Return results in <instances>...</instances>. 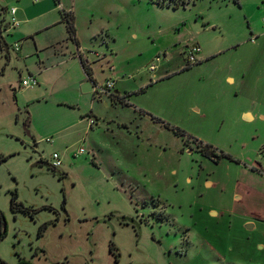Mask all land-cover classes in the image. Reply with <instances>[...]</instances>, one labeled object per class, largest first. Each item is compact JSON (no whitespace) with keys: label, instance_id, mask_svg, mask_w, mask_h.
Here are the masks:
<instances>
[{"label":"rangeland","instance_id":"rangeland-1","mask_svg":"<svg viewBox=\"0 0 264 264\" xmlns=\"http://www.w3.org/2000/svg\"><path fill=\"white\" fill-rule=\"evenodd\" d=\"M162 1L185 4L74 0L88 46L93 31L116 41L87 52L110 58L96 83L112 75L130 93L122 103L81 85L79 106L61 105L72 97L63 78L47 100L24 101L19 75L39 52L14 49L0 11V82L14 81L0 94V264H264V173L215 162L194 141L264 161V0ZM194 44L203 57L190 64ZM54 152L57 172L44 163ZM119 215L141 218L140 234Z\"/></svg>","mask_w":264,"mask_h":264},{"label":"crops","instance_id":"crops-1","mask_svg":"<svg viewBox=\"0 0 264 264\" xmlns=\"http://www.w3.org/2000/svg\"><path fill=\"white\" fill-rule=\"evenodd\" d=\"M0 6H2L4 8V12H6L5 21H7L10 17L9 10L11 8H16L14 16L18 21V26L14 28L16 29V34L18 39L15 43L17 42L20 43V44L18 43L19 44L18 51L20 52V54H22L21 56L24 57L27 56L28 54L32 56L36 52H39L38 53L39 55H37L36 53L39 59L38 61L39 63L35 61L27 64L28 66L27 76L30 75L35 76L38 80V84L34 87L28 88V89H32V93L24 91L25 89L19 86V88L22 89L25 99L24 101L36 102L39 99H44V98L47 100V98H49L48 96H50V92L53 84L57 83L58 81L61 80V78H63V80L64 79L66 80L65 83L68 86V88H71L72 97H70L69 99L66 98L61 99L63 100L61 105L75 106L80 104L83 99L82 98L83 92L81 91V85L90 78H88V76L86 75L82 67V64L80 62L79 56L81 55L83 58H85L86 61H88L87 63L90 66V70H91V81L92 83L93 82L96 83L97 77L95 73L96 72L95 66L97 67L102 65L104 61L109 62L110 58L106 57L105 51L97 50L95 52H97L98 55H93V56L88 55L87 52L90 51L91 48L96 49V45L98 46L106 45L108 49L109 45L114 46V42H116L115 39L113 38L112 43L111 42L109 43L108 40L107 41L103 39L98 40L97 36L99 33L97 31H93L92 36H90L91 45L88 46L85 39L80 35V23L78 19L77 10L75 9L74 0H70V1L69 0H0ZM165 7H170V6H165ZM63 11L70 12L74 17L76 40H72L69 38V34L66 28V23L62 16ZM103 30H105L104 27L100 31L101 34L105 32ZM48 49H50L49 56L48 54H45V56H43V54H40L41 51H46ZM111 50L113 51V49ZM213 55L211 54L210 56ZM202 57L203 56L200 55L198 61L202 59ZM46 60H48L47 64H45ZM79 64L82 70H80ZM60 65H67L65 72L63 73L58 72L59 76L53 77L51 71H53ZM110 69L113 72L115 71L114 67L112 66L110 67ZM19 76L20 78H25V77H21V75ZM119 76L120 75L118 74V77ZM115 77L117 78V74ZM107 80H113L114 82L112 88V94L118 95L119 97L125 96V102H126V100H128L127 96H129L130 93L126 91V89H123L124 91L122 92L118 91V89H121V83H124L125 80L123 79L116 80L115 78H112V75L109 76V78H107L106 81ZM12 85H14V81L0 82V94L3 90L8 92V87ZM91 92L94 98L95 97L100 99L102 98V96L100 97L95 96L93 90ZM106 96L112 98L113 100V96L111 95H106ZM1 107H2V103L0 102V108ZM71 108L80 110V107H71ZM244 116L246 118L250 117L248 113L247 114L245 113ZM72 126L73 123L68 125L64 129H69V127ZM63 131H64L63 129H58L54 132V134L56 135V139H58L59 141L62 140L64 136ZM58 140L55 141V144ZM234 155L235 156L233 155L231 156H233L235 159L238 160L235 161V163L236 162L239 163V166L250 168L251 169L250 171L252 172L258 171L257 169H255L256 161L250 162L246 159V157L244 158L242 156H237L236 154ZM211 184L212 182L206 181L207 186H210ZM240 196L242 197V195L235 196L234 200L239 199ZM236 202L238 203V201ZM263 219H264V215H263ZM243 222L245 223V225L250 226V228H254V224H253L254 218L253 216H251L250 212L247 215H245V217L243 218Z\"/></svg>","mask_w":264,"mask_h":264},{"label":"built area","instance_id":"built-area-1","mask_svg":"<svg viewBox=\"0 0 264 264\" xmlns=\"http://www.w3.org/2000/svg\"><path fill=\"white\" fill-rule=\"evenodd\" d=\"M15 11H16V8H11L9 10L10 17L6 21V26L3 29L4 31L9 29V28H14V27L18 26V21H17L16 17L14 16ZM14 49H16V50L19 49L18 43H15ZM201 51H202V49H201V46L199 44L192 45V47L188 53V62L190 64L196 63L199 59L198 56L201 53ZM91 54L98 55V53L95 51H92ZM37 84H38L37 78L35 76H32V75L25 77V78H20V80H19V86L22 88L34 87ZM113 85H114L113 80H107V81L103 82L102 84L93 82L92 90L97 97H100L102 95H111ZM46 141L52 142L53 140H52V138H47ZM84 151H85V148L83 146H81L79 148V152H84ZM52 164L55 167H60L62 165V160H61L59 154L56 152H54L52 155ZM255 169L264 173V161L256 162Z\"/></svg>","mask_w":264,"mask_h":264},{"label":"trees","instance_id":"trees-1","mask_svg":"<svg viewBox=\"0 0 264 264\" xmlns=\"http://www.w3.org/2000/svg\"><path fill=\"white\" fill-rule=\"evenodd\" d=\"M157 4L161 5V6H172L174 9L178 8L179 5L181 4H185L184 2L179 3H175L173 5H170L169 3L164 4V2L162 0H156ZM237 1V0H235ZM0 10L4 11V8L2 6H0ZM62 16L63 19L66 23V28L69 34V38L72 40H76L75 39V25H74V17L70 12H66L63 11L62 12ZM2 26L5 27L6 26V21L5 18L3 17L1 20ZM1 43V41H0ZM80 62L82 64V67L86 73V75L88 76V78L91 79V70H90V66L88 65V61L85 60V58H83L81 55L79 56ZM140 91H143V89H141ZM111 96H113V99L118 100L119 102L122 103H126L125 102V96L123 97H119L118 95L115 94H111ZM177 133H182L183 135L185 134L181 129L179 128H173ZM189 138H191V136H189ZM194 141L197 143L198 146V150L200 151V153H202L204 156L213 159V161L218 162L221 158H228L231 161H238L237 159H235L233 156H231L230 154L224 152V151H218V149L208 143H204L201 140H198L196 138H194ZM4 159V157H0V160ZM14 200V198H13ZM1 218H2V214H0ZM4 235V232L0 233V237H2ZM18 264H29L27 261H25L24 259H22L21 261H19Z\"/></svg>","mask_w":264,"mask_h":264},{"label":"flooded vegetation","instance_id":"flooded-vegetation-1","mask_svg":"<svg viewBox=\"0 0 264 264\" xmlns=\"http://www.w3.org/2000/svg\"><path fill=\"white\" fill-rule=\"evenodd\" d=\"M47 165H49V167L52 169V171H54V172H57L58 171V169L57 168H59V167H55V166H53V164L51 163V164H47ZM59 177H62V175H63V173L62 172H59ZM112 217V214H108V215H105L103 218H101V219H98L95 223H99V222H107V220H108V218H111ZM132 219L134 222H130V221H128V219ZM118 220L121 222V223H124V224H129V225H131L134 229H135V231H136V233L137 234H140V232H141V224H140V220H141V218H140V220L137 218V217H134V216H126V215H119L118 216ZM139 229H140V232H139ZM111 249H113V246L111 247ZM25 260V259H24ZM26 261V260H25ZM28 262V261H27ZM29 264H31L30 262H28Z\"/></svg>","mask_w":264,"mask_h":264},{"label":"water","instance_id":"water-1","mask_svg":"<svg viewBox=\"0 0 264 264\" xmlns=\"http://www.w3.org/2000/svg\"><path fill=\"white\" fill-rule=\"evenodd\" d=\"M0 41H1V43H0V50H3L6 54H8L9 47L7 46V44H6L5 40H4V38L2 37L1 33H0ZM19 80H20V76H19ZM92 86H93V83H92L91 79H88L87 81H85L82 84V90L84 92H91L92 91ZM41 163H43V161H41V160L38 161V162H36V164H41ZM44 163L45 164H48L47 162H44ZM128 221L134 222L130 218L128 219ZM246 227L247 228H250V226H247V225H246ZM139 232H140V229H139Z\"/></svg>","mask_w":264,"mask_h":264},{"label":"snow or ice","instance_id":"snow-or-ice-1","mask_svg":"<svg viewBox=\"0 0 264 264\" xmlns=\"http://www.w3.org/2000/svg\"><path fill=\"white\" fill-rule=\"evenodd\" d=\"M262 15H264V13H262Z\"/></svg>","mask_w":264,"mask_h":264}]
</instances>
